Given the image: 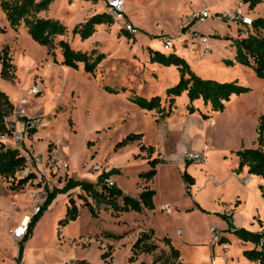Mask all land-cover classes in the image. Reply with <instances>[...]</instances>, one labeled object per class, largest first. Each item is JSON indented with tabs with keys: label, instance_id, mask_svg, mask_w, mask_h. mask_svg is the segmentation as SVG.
<instances>
[{
	"label": "rangeland",
	"instance_id": "1",
	"mask_svg": "<svg viewBox=\"0 0 264 264\" xmlns=\"http://www.w3.org/2000/svg\"><path fill=\"white\" fill-rule=\"evenodd\" d=\"M125 1L127 18L131 17L134 24L144 29V36L127 38L116 21L112 25L97 26L95 34L86 41L74 36L72 30L76 25L97 13H107V0L97 4L85 0H55L48 11L42 13V17L59 20L68 28L67 34L56 41L66 40L74 49L81 47L83 52L96 50L106 54L92 75L84 71L82 64L78 70L61 65L63 58L59 49L55 51V63L47 49L31 38L24 25L12 28L0 0V26L6 28L0 35V46L10 48L17 68L13 81L0 78V89L7 93L15 107L24 102L22 107L26 111L24 116L12 117L16 130L23 131L24 139L16 140L13 134L2 140L7 147L19 149L31 158L19 175L31 173L36 177L14 192L0 177V264L16 262L18 246L23 240L12 239L11 242L6 235L7 224L11 223L10 234L12 228L27 217L31 219L37 207L44 206L49 191L63 188L68 179L96 184L103 173L113 169L118 173L109 178L126 195L138 198L140 191L154 190L156 211L117 212L105 204H94L96 216H92L78 197L80 193L86 194L77 188L69 194L80 215L76 220L61 224L60 220L66 215L64 202L69 198L68 193L58 194L24 244L25 264H58L66 262L70 255L89 264H175L169 247L163 242L168 236L174 240L184 264H259L244 256L253 245L226 233L223 228L228 225L222 216L230 217L233 222L235 207L242 204L239 199L233 200L234 195H241L246 203L235 215L236 221L248 224L254 208H259V216L254 217L253 224L262 231L264 181L259 182V198L239 179L242 189L227 186L229 182L220 186L228 191L205 188L206 180L201 181L202 177L212 179L208 173H215L218 182L228 179L232 169L237 167V164L232 167L235 152L257 147L258 119L264 115V81L256 77L252 69L235 62L236 23L214 18L244 0ZM249 5L246 3V7ZM202 9H209L212 18L194 25V29L210 38V50L206 52L200 43L193 44L190 26H187L190 14ZM251 15L254 19L264 17V3L252 9ZM259 33L264 36L263 31ZM166 37L173 41L170 50L164 48ZM150 50L183 57L202 78L238 81L252 91L234 97L223 113L210 114L202 103H196L202 113L210 114L208 120L199 112L190 114L183 95L176 101L171 116L158 123L156 111L141 109L131 98L137 95L150 100L159 96L162 106L167 108L165 92L178 83L179 72L176 67L151 62ZM226 60L235 63L230 65ZM34 88L40 92L34 94ZM30 123L33 126L27 128ZM132 133H141L143 137L115 149ZM144 141L150 143L149 146L144 144L146 150L141 149ZM200 142L208 145V155L201 162L186 161V152L205 153L194 148ZM151 159L160 163L156 176L148 181L144 174L151 169ZM96 165L101 166L98 173L94 170ZM183 165L197 172L191 188L182 179ZM107 169L110 170L106 172ZM223 194L227 200L223 198L218 203L219 211L212 212L217 198ZM88 201L93 203L91 198ZM192 201L197 209H192ZM166 204L174 207V214L161 212L160 208ZM179 229L182 235L178 234ZM150 231L155 237L136 248L141 235ZM225 239L229 242L223 243ZM186 240L199 243L187 245ZM146 245H153L155 250L142 252ZM20 264H24L23 260Z\"/></svg>",
	"mask_w": 264,
	"mask_h": 264
},
{
	"label": "trees",
	"instance_id": "2",
	"mask_svg": "<svg viewBox=\"0 0 264 264\" xmlns=\"http://www.w3.org/2000/svg\"><path fill=\"white\" fill-rule=\"evenodd\" d=\"M55 0H1V6L6 13L7 19L12 28L18 29L24 25L31 36L40 46L47 49V54L51 56L55 63L57 49L60 50L63 58L61 65L78 70L80 65L86 73L94 75L98 66L105 60L106 54L99 53L93 50L90 53L74 49L66 40L56 41L58 37H63L67 34L68 28L59 20L44 18L42 13L48 11L49 6ZM97 4L100 0H85ZM250 4L251 10L259 4L264 3V0H244ZM113 18L108 13H97L87 19L84 23L76 25L72 34L79 36L82 41L90 39L96 32L99 25H112ZM259 31L264 32V17L255 18L253 32L245 38H237L234 43L236 48L235 62L250 68L255 73L256 77L264 81V36ZM6 32V28L0 26V35ZM127 38H132L127 32ZM133 39V38H132ZM150 61L160 63L166 67H176L179 72V81L172 87L166 89L167 108L162 106V100L159 96H153L150 100L135 95L131 101L137 104L141 109L148 111H156L159 114V123L161 120H166L172 114L175 103L178 98L186 94L188 99L187 110L190 114L199 112L204 120H208L210 114L223 113L228 107V104L236 96H241L250 93V87L239 84L238 81L225 82L213 79H206L196 74L187 63V61L176 54L165 55L158 51L150 50ZM233 60H226V63L234 65ZM17 68L13 63L10 48L8 46H0V78L4 81H13L16 78ZM111 92H114L110 90ZM197 101H202V105L210 114L202 113L195 106ZM14 103L4 91L0 89V177L8 182L10 191H17L26 186L36 177L29 173L28 175H19L27 168V157L20 152L19 149L9 148L5 145L2 137L12 136V131L8 128L5 120L14 114ZM257 147L250 149H241L235 152L238 158V166L233 170L237 175L243 173L247 169L249 175L261 178L264 181V115L258 119L257 128ZM143 134H129L121 142L116 145L115 149H121L125 146L135 143L142 139ZM146 150L145 146L141 147ZM153 152V148L149 147ZM160 163L157 159H151L149 165L150 171L145 173L146 180L152 181L157 174V165ZM118 173L114 169L108 173H103L96 184L68 179L63 188L49 191L47 200L40 211L34 215L29 224L26 236L18 246L17 264H20L23 253L24 244L32 237L34 228L46 212L47 208L53 202L58 194H67L69 197V205L66 210L65 218L60 220L61 224H66L71 220H76L79 217L78 207L74 198L69 194L70 191L80 188L86 196L80 193L78 197L84 201V206L87 207L92 216H96L94 204H105L117 212H143L155 210L154 190H143L138 198H133L126 195L116 185L107 187L104 184L105 179ZM182 179L188 188L195 185V179L184 171ZM100 187V189H98ZM262 196L264 197V188ZM91 198L93 203L88 201ZM120 200V201H119ZM201 209V208H199ZM228 225L226 233L235 235L240 241L249 243L254 246L252 250L244 252V256L251 262H259L264 264V228L259 233L251 232L245 228H237L230 217L222 216ZM155 237L153 231L144 233L136 242L135 247H140L141 242H148ZM163 242L169 247L171 256L175 264H184L181 262V253L175 248L170 239L165 237ZM224 242H229L225 239ZM142 252L151 253L155 250L153 245H146ZM75 264H89L86 260L76 261Z\"/></svg>",
	"mask_w": 264,
	"mask_h": 264
},
{
	"label": "built area",
	"instance_id": "3",
	"mask_svg": "<svg viewBox=\"0 0 264 264\" xmlns=\"http://www.w3.org/2000/svg\"><path fill=\"white\" fill-rule=\"evenodd\" d=\"M106 8H107V13L113 18L114 21L117 23L121 24L122 29L127 32L132 38H137L142 34V30L138 27H136L133 23H131L126 15V1L125 0H107L106 2ZM252 10L247 6L244 1H240L235 5L233 9H229L220 15H215L214 18L220 20V21H225L228 23H236L238 26V38H245L248 37L251 32H253V26H254V17L251 15ZM211 13L209 9H202L201 11H195L190 14V16L187 19V26H190L191 32L189 34L191 41L193 44L195 43H200L203 46V51H209L210 50V38L201 33L198 30L194 29V25L196 24H202L205 23L207 20L211 19ZM163 44L165 50H170L173 48V41L166 37L163 39ZM32 92L38 93L40 92V89L34 88ZM25 103H21L19 106L15 107V111L13 115H20L24 116L25 115V109L22 107L24 106ZM13 115L5 120L6 124L8 125V128L12 131V133L15 135L16 140H23L24 135L23 131L19 132L16 130V126L12 121ZM38 125V123H37ZM33 126V124L27 125V128ZM12 134V135H13ZM206 156V154L200 153V152H186L184 155V158L188 162L192 163H197L201 162L202 159ZM31 158L27 157V165L28 161H30ZM36 160L39 161V159L36 157ZM94 170L96 173L101 171V166L96 165L94 167ZM23 173V172H22ZM29 174V173H28ZM26 174V175H28ZM245 182V181H244ZM104 184L107 187H114L115 182L107 178L104 181ZM41 207H37L33 213V216L36 215L40 211ZM161 212L167 214V215H172L175 212L174 207L170 206L169 204L163 205L160 208ZM32 216V217H33ZM31 217V218H32ZM31 219H29L30 222ZM25 224L24 220L18 225L17 227H14L10 231V235L14 241H21L27 234L28 230V224ZM212 233H214L212 231ZM179 234H181V231H179ZM61 264H75L72 261H67Z\"/></svg>",
	"mask_w": 264,
	"mask_h": 264
},
{
	"label": "crops",
	"instance_id": "4",
	"mask_svg": "<svg viewBox=\"0 0 264 264\" xmlns=\"http://www.w3.org/2000/svg\"><path fill=\"white\" fill-rule=\"evenodd\" d=\"M128 20L131 22V23H133L134 24V22H133V20H132V18L131 17H129L128 16ZM136 27H138V28H140L141 30H142V34H141V36H144V29H142L141 28V26L140 25H136V24H134ZM146 36V35H145ZM149 47H151V45H150V43H149V45H148ZM76 50H81L82 51V48L81 47H79V49H76ZM177 76H179V74L177 75ZM185 96H186V94H184ZM187 98V97H186ZM179 99V98H178ZM177 99V100H178ZM202 103V101H197L196 103ZM187 103H188V99H187ZM195 103V104H196ZM203 106V105H202ZM146 139V138H145ZM145 142V141H144ZM148 145L149 146V144L150 143H148V142H145V143H142V146L143 145ZM144 145V146H145ZM183 148L184 147H186V146H182ZM194 148H196V149H199L200 151L201 150H203V151H205V153H206V155H208V153H209V151H210V149H209V147H208V145H206V144H202V142H200L199 144H196L195 145V147ZM208 148V149H207ZM135 152V151H134ZM134 152L133 153H131L130 154V156H129V158H128V162H129V160L131 159V157H132V155L134 154ZM235 161L232 163V167H234V165L235 164H237L236 166H238V158L237 157H234L233 158ZM236 168V167H235ZM234 168V169H235ZM182 169H183V171H185V169H186V167L183 165V167H182ZM234 169H232V172H231V175H229V178L228 179H225V180H223V181H219L218 182V179H217V177L215 176V173H208L209 175H211V177H212V179L211 180H207L206 178H201V181L203 182L204 181V179L206 180L205 181V188H210L211 190H214V189H218L219 191H228V188L226 189H223V188H221L220 186L221 185H223L225 182H229L228 183V185L227 186H233V189H237L238 187L239 188H241L242 189V186L239 184V182H238V180L237 179H239V180H241V181H245L244 183H245V188H247L248 190H252V191H255V193H256V196H257V198H259V195H261V192H260V190H259V182H261V181H263L261 178H259V177H256V176H253V175H249L248 174V172H247V169L245 168L244 169V171H243V173L242 174H240V175H237V174H235L234 172H233V170ZM110 169H107L106 170V172L107 171H109ZM187 170V172L194 178H197V172L195 171V169H192V167L190 168H187L186 169ZM108 173V172H107ZM233 173L235 174V175H233ZM202 184V183H201ZM212 184V185H211ZM220 184V185H219ZM237 186V187H236ZM117 187H119V185L117 184ZM193 187V186H192ZM249 187V188H248ZM120 188V187H119ZM72 191H74V190H72ZM71 192V191H70ZM142 191H140L139 192V195H140V193H141ZM67 196H68V194H67ZM69 198V197H68ZM225 199V200H227L226 198H225V196H224V194L221 196V197H219V198H217V200H216V206L214 207V208H212V212H217V211H219V206H218V203L222 200V199ZM235 199H239V200H241L242 201V204L239 206V207H235V214H234V217H232V219H233V224L237 227V228H245L246 230H248V231H251V232H257V233H259V231L256 229V227L257 226H255L254 224H253V221H254V217L255 216H259V208H254V210L252 211V213H251V217L249 218V223L248 224H246V223H242V222H237L236 221V216H237V214L238 213H240V209L242 208V206L243 205H245V199H243L242 198V196L241 195H238V194H235L234 195V199L233 200H235ZM196 201H197V199H196ZM228 202L231 204V199L229 198L228 199ZM154 203H155V201H154ZM197 203L201 206V207H203L204 205H203V203L202 202H200V201H197ZM64 204H66V209H65V211L67 210V207H68V205H69V201H66V202H64ZM191 205H192V209H197V208H194V203H193V201L191 202ZM232 207V205H230V209H232L231 208ZM156 203H155V210H153V211H147V210H145V211H143V212H141L142 214H144V212H151V213H153V212H155L156 211ZM236 215V216H235ZM8 222V221H7ZM10 223V222H9ZM8 226H7V230H6V235L8 236V238L10 239V241L11 242H13L12 241V238H11V236H10V234H9V230H10V228H11V223L10 224H7ZM259 226V225H258ZM226 226H224V230H227L228 229V226L225 228ZM13 229V228H12ZM179 231H181V234L180 235H182L183 234V231L181 230V229H179ZM178 234H179V232H178ZM230 236V235H229ZM170 236H168L167 238H169ZM165 238V237H164ZM163 238V239H164ZM170 239V241H171V243H172V245L175 247L176 246V244H175V242H174V240L172 241V239L171 238H169ZM185 243L187 244V245H194V244H197V243H199V242H194V241H185ZM176 248V247H175ZM14 250H15V256L17 255V249L14 247ZM26 252H27V250L25 249V251H24V253H23V257H22V260H23V263L25 264V255H26ZM15 259V258H14ZM17 259H18V257L15 259V261L16 262H13V264H17ZM22 260H21V262H22ZM65 261L67 262V261H79L78 259H75L74 258V256L73 255H70V256H68L66 259H65ZM20 262V263H21ZM62 263H64V262H62ZM249 263V262H248ZM58 264H61V263H58Z\"/></svg>",
	"mask_w": 264,
	"mask_h": 264
},
{
	"label": "bare ground",
	"instance_id": "5",
	"mask_svg": "<svg viewBox=\"0 0 264 264\" xmlns=\"http://www.w3.org/2000/svg\"><path fill=\"white\" fill-rule=\"evenodd\" d=\"M29 219H30V218L27 217V220H26V221L24 220L25 224H27V223L29 222Z\"/></svg>",
	"mask_w": 264,
	"mask_h": 264
}]
</instances>
